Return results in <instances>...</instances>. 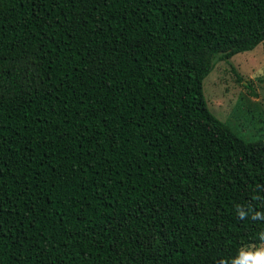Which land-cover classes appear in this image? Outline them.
Returning <instances> with one entry per match:
<instances>
[{
  "label": "trees",
  "instance_id": "obj_1",
  "mask_svg": "<svg viewBox=\"0 0 264 264\" xmlns=\"http://www.w3.org/2000/svg\"><path fill=\"white\" fill-rule=\"evenodd\" d=\"M263 42L264 0H0V264L263 245L264 137L204 85Z\"/></svg>",
  "mask_w": 264,
  "mask_h": 264
},
{
  "label": "rangeland",
  "instance_id": "obj_2",
  "mask_svg": "<svg viewBox=\"0 0 264 264\" xmlns=\"http://www.w3.org/2000/svg\"><path fill=\"white\" fill-rule=\"evenodd\" d=\"M237 77L242 80L238 81ZM208 78L204 85L211 110L226 121L234 119V126L239 124L241 137L263 138L264 124L253 112L256 109L264 116V42L251 52L232 57L229 62H218ZM261 248L264 244L258 249ZM244 251L256 250L252 246Z\"/></svg>",
  "mask_w": 264,
  "mask_h": 264
},
{
  "label": "clouds",
  "instance_id": "obj_3",
  "mask_svg": "<svg viewBox=\"0 0 264 264\" xmlns=\"http://www.w3.org/2000/svg\"><path fill=\"white\" fill-rule=\"evenodd\" d=\"M233 264H264V248L257 249L255 252L241 251Z\"/></svg>",
  "mask_w": 264,
  "mask_h": 264
}]
</instances>
